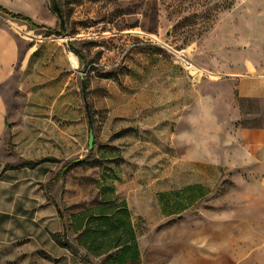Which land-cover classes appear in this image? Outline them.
I'll return each instance as SVG.
<instances>
[{
  "label": "rangeland",
  "instance_id": "rangeland-1",
  "mask_svg": "<svg viewBox=\"0 0 264 264\" xmlns=\"http://www.w3.org/2000/svg\"><path fill=\"white\" fill-rule=\"evenodd\" d=\"M256 1L263 0H35L29 6L41 28H19L23 67L14 87L18 109L27 106L30 118L22 127L43 141L45 158L34 167L43 173L48 201H35L33 241L2 250L0 264H89L83 245L75 254L64 243V229L76 245L82 235L73 232V216L116 197L142 221L147 264L179 256L171 253L168 230L177 220L164 219L160 207L169 204L176 174L185 183L179 157L186 147L201 141L202 131L217 129L220 117L224 124L227 110L233 115L232 58L250 36ZM209 176L215 199L221 180L214 170ZM40 218L49 237L36 229Z\"/></svg>",
  "mask_w": 264,
  "mask_h": 264
},
{
  "label": "crops",
  "instance_id": "crops-1",
  "mask_svg": "<svg viewBox=\"0 0 264 264\" xmlns=\"http://www.w3.org/2000/svg\"><path fill=\"white\" fill-rule=\"evenodd\" d=\"M33 5L35 0H0L1 8L36 24L28 9ZM249 12L250 36L241 39L245 44L232 58L238 72L230 81L233 115L227 110L224 124L220 117L217 129L202 131V140L186 147L179 157L187 170L185 183L179 184L176 174L170 208L160 207L164 219L177 220L168 230L171 253L179 256L170 255L169 264H264V0L252 2ZM19 28L31 29L0 12V252L17 249L18 241H33L35 201H48L43 173L34 167L45 158L43 141L30 138L22 127L30 118L27 106L18 109L14 87L23 67ZM210 170L227 185L215 199ZM131 217L141 264H147L145 229L132 212ZM42 220L36 229L49 237Z\"/></svg>",
  "mask_w": 264,
  "mask_h": 264
},
{
  "label": "trees",
  "instance_id": "trees-1",
  "mask_svg": "<svg viewBox=\"0 0 264 264\" xmlns=\"http://www.w3.org/2000/svg\"><path fill=\"white\" fill-rule=\"evenodd\" d=\"M0 12L26 23L32 30L41 28L21 14L11 13L1 7ZM65 32V29L61 30V33ZM80 57L83 59L81 54ZM166 205L163 208H170V200ZM76 218H79L77 222L74 221ZM61 220L65 222L63 216ZM72 221V225H75L73 232L82 235L81 241L76 240V245L84 246L87 254L82 257L87 263L92 264L91 256L104 258L102 264H141L137 232L126 200L118 197L102 200L96 207L73 216Z\"/></svg>",
  "mask_w": 264,
  "mask_h": 264
},
{
  "label": "water",
  "instance_id": "water-1",
  "mask_svg": "<svg viewBox=\"0 0 264 264\" xmlns=\"http://www.w3.org/2000/svg\"><path fill=\"white\" fill-rule=\"evenodd\" d=\"M54 10H55V12L57 13L58 18H59L60 21H61V25H62V27L64 28V26H65L64 15L62 14L60 8H59L57 5L54 6ZM63 238H64V243H65L68 247H70L71 250H72L75 254H81V250H80V248H79L77 245H75V244L71 241V239H70L69 236H68V232H67L66 229H64V232H63Z\"/></svg>",
  "mask_w": 264,
  "mask_h": 264
},
{
  "label": "bare ground",
  "instance_id": "bare-ground-1",
  "mask_svg": "<svg viewBox=\"0 0 264 264\" xmlns=\"http://www.w3.org/2000/svg\"><path fill=\"white\" fill-rule=\"evenodd\" d=\"M181 56L185 59V61H187V59H186L185 56H183L182 54H181ZM72 58H73V57H72ZM189 64H191V63H189ZM73 66H75V67L78 66V63H77L76 61H74V60H73Z\"/></svg>",
  "mask_w": 264,
  "mask_h": 264
}]
</instances>
